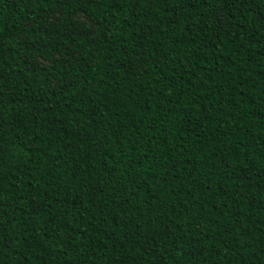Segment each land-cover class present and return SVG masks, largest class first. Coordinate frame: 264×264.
Listing matches in <instances>:
<instances>
[{
	"label": "trees",
	"instance_id": "trees-1",
	"mask_svg": "<svg viewBox=\"0 0 264 264\" xmlns=\"http://www.w3.org/2000/svg\"><path fill=\"white\" fill-rule=\"evenodd\" d=\"M0 264H264V0H0Z\"/></svg>",
	"mask_w": 264,
	"mask_h": 264
}]
</instances>
